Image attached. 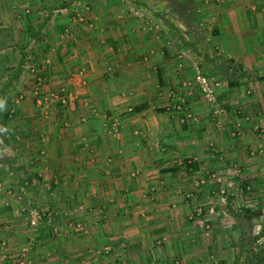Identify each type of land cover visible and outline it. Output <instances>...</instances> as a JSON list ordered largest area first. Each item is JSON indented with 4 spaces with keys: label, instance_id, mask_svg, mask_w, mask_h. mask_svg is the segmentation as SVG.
<instances>
[{
    "label": "crops",
    "instance_id": "0c3cea01",
    "mask_svg": "<svg viewBox=\"0 0 264 264\" xmlns=\"http://www.w3.org/2000/svg\"><path fill=\"white\" fill-rule=\"evenodd\" d=\"M13 1L0 0V104L8 96L13 108L0 129V242L10 264L20 248L45 264H199L205 240L188 235L185 216L216 184L193 179L234 171L241 188L264 189V0H194L198 33L167 0H42L35 26L11 14ZM33 37L43 93L63 86L69 96L50 100L47 114L30 91ZM196 64L215 83L218 122ZM25 81L13 105L8 89ZM222 200L215 207L226 212ZM35 205L49 218L32 230Z\"/></svg>",
    "mask_w": 264,
    "mask_h": 264
},
{
    "label": "rangeland",
    "instance_id": "374dc122",
    "mask_svg": "<svg viewBox=\"0 0 264 264\" xmlns=\"http://www.w3.org/2000/svg\"><path fill=\"white\" fill-rule=\"evenodd\" d=\"M21 1L23 2V0H17V2L15 1L16 5H14L13 8H11L12 9L11 14H14L17 19L23 18L24 20H27L30 26H35L38 19H40V21L43 20V16H42L43 13L42 12L37 13L38 7L36 6V4L40 5L43 2L42 0H24V3L20 4ZM155 8L157 10H162L165 7L162 4H160V6H156ZM46 9L49 10V8H46ZM66 13L69 14L68 19H70L74 23L76 21H84V16H82L80 12L72 14L71 11L69 10ZM76 15H78V19H76L75 17ZM74 17L75 19L73 20ZM23 38H22V42H24ZM30 45L31 46H29V48L28 47L25 48L26 50L24 54L27 56L28 60H32L33 62L34 61L33 59H35L36 58L35 56L38 54L40 42L39 40L33 37V41L32 43H30ZM11 63L12 65L16 63V56L12 59ZM33 65H36V64L33 63ZM27 73L28 75H30L29 69H27ZM25 80L28 81V78ZM27 81H25V83L22 85L16 84L15 86L11 87V89H8V90H10V93L14 96L19 93L24 96L25 92L23 90H25V87H23V85L27 86ZM30 81L31 80H29V86H30ZM30 90H31V87H30ZM111 136H113L114 138L115 132H113ZM219 172H216L214 170H209V171L205 170L203 173L198 174L200 175L199 178H195V181L193 179L192 187L205 186V188L211 187L212 184L216 183V182L214 183V177H219L221 179L220 184H219L220 191L218 190L219 188L216 185V187L211 189L210 191L211 195L209 194V197L206 196L204 198L205 200L201 202L200 204L198 205L196 204L192 206V208H190L191 210H189L185 216L187 220L186 222L190 223L187 227H185L186 228L185 230L188 231V235H190L191 238L193 239H196L195 237H198V239L201 238L200 241L203 239L205 240L204 248H207V249L206 251L202 253L205 255L203 256L201 254H197L195 256L197 257L196 259L199 258L197 260L199 264H224L223 262L227 264H233L234 262L235 250H234L233 240H232L234 233L232 234V231L230 229V228H233L235 225L234 220L232 219V216H230V214H228L227 212H224L223 209L221 212L217 210V208L215 207V203H216L215 199H221V200L224 199V201H229V203L231 202V205H249V206L251 205L252 208H254L253 210H259L261 214L259 216V221L253 227V233L256 234L260 232V229H263V235L260 237L259 241L256 242V244H264V189H262V193H263L262 195V193L259 191L260 189H256L257 187H255L254 185H252V183H249V182L245 184L244 188H241L240 187L241 183L245 181H242V179H239V180L233 179L234 173H235L234 171H231V173L229 174L227 171L226 172L222 171L220 173ZM212 174H214V177H212ZM230 196H232L231 201H230ZM191 197L192 195L190 191L188 190L186 194H184V201L188 202ZM171 206L172 208L173 206L175 208L176 203L172 201L169 204V207ZM198 207L204 208V211L206 212L209 208H213V212L211 214L207 213V216L209 218V224H208L209 227L207 229L206 228L204 229L200 226L201 221L199 220L198 217H196V219L193 217L192 213L194 209ZM168 217H169L168 221H174V224L177 223V220H175L174 215L168 214ZM217 229H219V231ZM182 233L184 235V232ZM216 233H220V236H218L219 238L217 241L208 242L206 240V239L211 240L212 236L217 235ZM159 238L160 237L155 238V240H157V244L160 241ZM208 243L210 245H208ZM157 246L162 247V245H157ZM4 247L5 245L0 242V264H10V258L8 256L9 253L8 252L5 253L6 248ZM23 248H26V247H23ZM29 249H27V251ZM21 251L22 249L20 248V251L18 250V254L14 257L15 260L12 261L14 264H26L28 260L30 261V264H45V262H35V260H33L34 258L31 257L32 258L31 259L30 257H27L26 250H25L26 251L25 253H22L23 251L22 252ZM173 258H175L174 263H172L173 259H171V260H168V264H176L175 262H178V264H193L192 261L187 263L185 259L182 260L183 258L180 259L179 256H175ZM46 264H50V263H46Z\"/></svg>",
    "mask_w": 264,
    "mask_h": 264
},
{
    "label": "built area",
    "instance_id": "2783aa9c",
    "mask_svg": "<svg viewBox=\"0 0 264 264\" xmlns=\"http://www.w3.org/2000/svg\"><path fill=\"white\" fill-rule=\"evenodd\" d=\"M76 19H78V15L75 16ZM73 18V20L75 19ZM81 19V18H79ZM30 70V75L32 76V86H31V94L34 95L36 102H38L39 105H44V112L47 114V107L50 102V100H56L57 102L61 104H65L67 101L68 93L65 89V87L61 86L58 88V90L49 91L48 93H43L42 86H43V76H42V69L44 68V65H33V62L31 60H28ZM194 71L196 73V80L198 84V89L200 93L202 94L203 98L206 100V102L210 106V117L212 120L218 122V116L221 115L224 112L223 107L218 103L216 98V88L215 83L205 74L201 72L200 67L196 64L194 65ZM23 98L22 94H16L13 98V105L18 104V102ZM13 112V108H10V113ZM187 118V117H186ZM185 119V118H184ZM183 119V120H184ZM41 154L43 155V151H41ZM212 177H214V174H212ZM220 178L214 177V183L218 186L220 184ZM220 191V188L218 189ZM223 192V191H221ZM222 196V195H221ZM213 212V208H209L206 211H204V208L198 207L194 209L193 211V217L196 219V217L199 218L200 226L202 228H208L209 227V218L207 216L208 214H211ZM49 214L45 206L41 205H35L32 208L29 209L28 212V226L32 230H36L40 225H42V222H46V219L48 220ZM204 224V225H203ZM79 227V225H78ZM111 250L110 246H105L102 249L98 250L97 253H108ZM26 264H30V261L28 260Z\"/></svg>",
    "mask_w": 264,
    "mask_h": 264
},
{
    "label": "trees",
    "instance_id": "16d2710c",
    "mask_svg": "<svg viewBox=\"0 0 264 264\" xmlns=\"http://www.w3.org/2000/svg\"><path fill=\"white\" fill-rule=\"evenodd\" d=\"M168 1L170 2L172 10L176 12L177 17L182 20L188 31L198 33L199 24L196 17L194 0H167V4ZM156 14L160 15V13ZM22 65L20 63V66ZM17 77L14 78L16 79ZM9 104L8 96L0 104V129H4L12 116ZM225 202L226 212L232 216L235 227L239 230L234 264H264V244H256L263 235V229H260V232L256 234L253 233V227L259 221L260 211L249 208L233 210L228 204L229 201Z\"/></svg>",
    "mask_w": 264,
    "mask_h": 264
}]
</instances>
